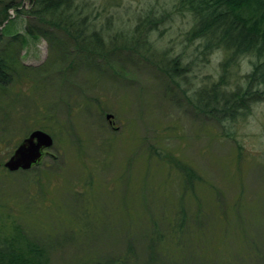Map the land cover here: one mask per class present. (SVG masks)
Here are the masks:
<instances>
[{"label": "rangeland", "instance_id": "rangeland-1", "mask_svg": "<svg viewBox=\"0 0 264 264\" xmlns=\"http://www.w3.org/2000/svg\"><path fill=\"white\" fill-rule=\"evenodd\" d=\"M86 1L95 29L110 21L103 57L57 30L33 36L47 30L21 7L0 26L11 75L0 89V240L19 232L49 264H264V98L233 122L199 113L195 94L219 80L225 54L187 40L192 18L176 0ZM8 2L31 7L0 8ZM148 15L165 17L144 31L149 60L180 57L177 78L112 49L113 34L130 37ZM251 61L229 68L227 91L244 86ZM34 130L53 146L31 170L7 172Z\"/></svg>", "mask_w": 264, "mask_h": 264}, {"label": "trees", "instance_id": "trees-1", "mask_svg": "<svg viewBox=\"0 0 264 264\" xmlns=\"http://www.w3.org/2000/svg\"><path fill=\"white\" fill-rule=\"evenodd\" d=\"M28 1L31 4L28 11L21 2L17 6L12 2L1 6L0 26L7 19L10 9L21 7V10L16 11L18 14H27L47 30L37 27L33 36L50 38L49 30L53 29L65 34L73 41L76 50L85 52L88 56L103 57L107 54L103 35L107 34L105 27L110 21L107 18L102 28L95 29L87 12L92 3L86 0ZM175 7L180 12L189 13L192 18L193 25L186 38L189 41H200L201 55L212 51H222L225 54L224 61L220 64L219 80L208 90L196 92L195 109L217 122H233L238 116H246L250 104L264 98V0H176ZM164 18L162 15H148L139 21L130 37L119 31L113 34L110 43L114 46L113 50H125L139 55L172 80L185 70V67L180 68V57L165 61L164 67L159 66L158 62L150 61L148 56L154 55L155 50L146 40L144 32L147 28L159 25ZM119 40H123L122 43ZM131 41L139 43L141 49L137 45L131 46ZM242 57L253 59L251 71L243 77V87L238 86L229 92L225 89L229 68ZM169 68L173 73H170ZM9 72L7 60L0 55V89L10 83ZM187 176L190 179L192 174L187 173ZM0 264H49L48 251L18 232L0 240ZM110 264H124V261H113Z\"/></svg>", "mask_w": 264, "mask_h": 264}, {"label": "water", "instance_id": "water-1", "mask_svg": "<svg viewBox=\"0 0 264 264\" xmlns=\"http://www.w3.org/2000/svg\"><path fill=\"white\" fill-rule=\"evenodd\" d=\"M106 119H111V116L107 115ZM52 146L53 139L48 133L34 130L16 146L3 168L9 173L29 171L39 164L44 152Z\"/></svg>", "mask_w": 264, "mask_h": 264}]
</instances>
